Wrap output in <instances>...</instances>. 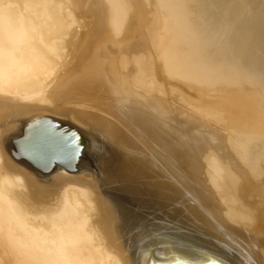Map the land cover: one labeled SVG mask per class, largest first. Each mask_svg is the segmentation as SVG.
I'll use <instances>...</instances> for the list:
<instances>
[{
    "label": "bare ground",
    "instance_id": "bare-ground-1",
    "mask_svg": "<svg viewBox=\"0 0 264 264\" xmlns=\"http://www.w3.org/2000/svg\"><path fill=\"white\" fill-rule=\"evenodd\" d=\"M169 24L188 62L165 47ZM215 83L218 109L258 132L232 142L182 110L191 85ZM35 166L54 167L48 182ZM101 173L172 206L192 228L178 240L206 246L148 249L151 263L264 264V0H0V264H145L124 236L144 218Z\"/></svg>",
    "mask_w": 264,
    "mask_h": 264
},
{
    "label": "rangeland",
    "instance_id": "rangeland-1",
    "mask_svg": "<svg viewBox=\"0 0 264 264\" xmlns=\"http://www.w3.org/2000/svg\"><path fill=\"white\" fill-rule=\"evenodd\" d=\"M169 28H170V30L168 31V37L166 36V41H165V43H166V46L165 47H168V45L170 44V41H174V48H176V50H177V52H178V54L180 55L179 57H180V59H182V60H184V61H186V62H188L189 60H190V54H187L188 55V57H187V55H186V49H184L185 47H186V44L182 41V39H181V34L177 31H172V30H175L174 28H173V25L172 24H169V26H168ZM172 28V29H171ZM170 32V33H169ZM173 32V33H172ZM175 36H174V35ZM171 35H172V37H171ZM175 38H174V37ZM168 38V39H167ZM172 38V39H171ZM181 39V40H180ZM177 41V42H176ZM179 41H182V42H179ZM178 45V46H177ZM177 48H179V49H177ZM187 48V47H186ZM182 51V52H181ZM185 51V52H184ZM184 53H185V55H184ZM183 54V55H182ZM187 59H188V61H187ZM219 84V85H218ZM220 86L219 88H215L216 86ZM223 85H225L224 83L222 84L221 83V85H220V83H215V84H213V86L212 85H209V86H197V85H191L189 88H190V93L189 94H191L192 93V95H188V96H186V97H184V99H183V106H182V110L183 109H186V110H189V111H191V110H193V111H198L197 113H199L200 114V116H202V118H204V117H206V119L204 118V120H206V122L209 124V123H211L210 125H213V127L215 128V129H220V128H218V127H222L221 129H220V131L221 130H225L231 137V141L232 142H236V139H237V136H238V134H239V132H240V134L242 135H244V131H245V134H250V133H255L256 131L258 132V128L256 129V127H254V125H252L253 123H252V121H251V119H246V118H241V117H239V118H236V119H232L231 117H228V115H226L225 114V112H224V110H222V109H218V107H219V105H217L218 103H219V101H221V99H222V97L221 96H219L218 97V95L220 94V92H221V94L220 95H222V90H223V88L225 87H221V86H223ZM195 86H197V87H195ZM198 87H200L199 89H197L196 91H193V90H195L194 88H198ZM208 87V88H207ZM192 88V89H191ZM205 88H207V89H205ZM212 88H214V89H212ZM222 88V89H221ZM208 90H210V91H208ZM213 90H215V91H217V90H219L217 93H215ZM197 91H199V96L195 99L194 97V95H196V93H198ZM213 91V92H212ZM210 93V94H212V95H206V93ZM194 93V94H193ZM206 95V96H205ZM214 95H216V96H214ZM203 96V97H202ZM215 97V99H214V97ZM194 98V99H193ZM200 98H202V100L200 99ZM203 98H206V100H208L207 102H206V100L204 101V103H203ZM218 98H219V100H218ZM198 99V100H197ZM210 99H213V100H210ZM260 99V100H259ZM211 102H210V101ZM216 102H215V101ZM218 101V102H217ZM260 101H261V103H260ZM198 102V103H197ZM200 102H202L203 104H200ZM206 102V103H205ZM213 102V103H212ZM257 103L259 102L260 103V105H262V102H263V100L261 99V98H258V100L256 101ZM186 103V104H185ZM188 103V104H187ZM193 103H195V104H193ZM214 103H216V105L218 106H216ZM212 105H215V107L216 108H214V106H212ZM194 106V107H193ZM185 107V108H184ZM186 107H188V108H186ZM209 107V108H208ZM208 108V109H207ZM216 113H215V112ZM211 112V113H210ZM218 112H220V113H218ZM217 113H218V115H217ZM23 115V113H21V111H19V112H14V113H11L10 115ZM209 114H210V116H209ZM24 115H29V113H26V114H24ZM204 115V116H203ZM215 115V117H213ZM217 115V116H216ZM223 115H224V117H223ZM257 117L259 116V117H261L262 115H256ZM256 116H255V119L257 120V118H256ZM218 117V118H217ZM258 117V118H259ZM212 118V119H211ZM220 118V119H219ZM22 116H11V119H10V121H14V122H16V123H20L21 121H22ZM219 119V120H218ZM222 119V120H221ZM225 121H224V120ZM227 119V120H226ZM230 119V120H229ZM237 119H238V121H237ZM237 122H236V121ZM249 120V122H247V125L248 124H250V123H252L251 125H252V127H251V129H249L250 128V125H248V126H246V123H245V121H248ZM211 121V122H210ZM230 121V122H229ZM242 121H244V124H243V122ZM251 121V122H250ZM221 122V123H220ZM233 122H235V123H233ZM215 123V124H214ZM219 124V126L217 127L216 125H218ZM223 124V125H222ZM225 124V125H224ZM240 124H242V125H240ZM222 125V126H221ZM227 125V126H226ZM233 125V126H232ZM234 125H237V126H234ZM245 125V126H244ZM228 127V128H227ZM246 127V128H245ZM226 128V129H225ZM232 128H234V130L232 129ZM235 128H237V129H235ZM241 128V129H240ZM252 129H256V130H252ZM91 130V132H94L95 130L94 129H90ZM94 130V131H93ZM242 130V131H241ZM249 130V131H248ZM255 131V132H254ZM234 133L233 135L235 136H233L232 135V133ZM236 132V133H235ZM247 132V133H246ZM95 133H98L97 131H95ZM236 134H237V136H236ZM239 134V135H240ZM240 135V136H241ZM93 136V135H92ZM239 137V136H238ZM17 138V135L16 134H12V135H10L9 137H7V144H8V146H9V149L14 153V154H16L15 153V139ZM93 157L92 158H94V160L96 161V162H101V156H100V149H98V148H95V149H93V151L90 153ZM83 159H85V160H87L88 162L90 161V158L88 157H84L83 156ZM82 159V160H83ZM100 161H99V160ZM84 165L83 166H81L80 168H75V169H72L71 171L72 172H78V171H80L82 168H84V169H87L88 168V163L86 162V161H84V163H83ZM52 169H54V167H52L51 169H47L46 171H44V172H39V176L40 177H42L40 180H42L44 183H46V182H48V180H49V174L51 173V170ZM38 172V171H37ZM106 177H105V175L103 174V173H101V176H100V179L102 180V182H104V185H103V183L101 184V190L103 191V192H105V193H107V194H112V195H115L114 197L116 198V200L118 201V202H120V205H122L123 207H126V208H128L129 210H132L133 212H136L137 214H139V215H141V216H143V218H144V223H142L140 226H137L136 228H133V226H131V228H133L131 231H128V232H126L125 233V238H129L128 240H130V242H131V247H130V250L131 251H135V250H137L138 252L140 251V252H146L148 249L150 250L151 249V251L153 252V254L155 255V256H157V258H163V257H165V255H166V253L168 252V249H170V247L172 248V247H175L176 245H177V243H179L180 241L178 240L179 238H180V235H182L183 233H187V234H191V233H188V232H190L191 231V229L192 228H189L187 225H185L186 227L185 228H183V229H181V227L180 228H177V226L179 227V224L181 223L180 221H182L181 220V217H177L175 214H173V207L172 206H170V205H167V204H165V203H162V202H160V201H158V200H155V199H153V198H150V197H142V196H137V195H131V194H128V193H125L123 190H121V188H119L118 186L116 187V186H114V182H107L108 180H106L105 179ZM105 180V181H104ZM105 183H107V184H105ZM111 184H112V186H111ZM110 187H112V188H110ZM119 189V190H118ZM116 190V191H115ZM121 193V194H120ZM124 193V194H123ZM119 195V196H118ZM124 195V196H123ZM128 195H130V196H128ZM120 197V198H119ZM138 197V198H137ZM123 198H125V199H123ZM150 198V199H149ZM128 199H130L131 200V202L132 203H128ZM136 199V200H135ZM147 200V201H146ZM154 200V201H153ZM154 203V204H153ZM156 203V204H155ZM136 204V205H135ZM147 205H149L150 206V208H149V211H146V210H143V207H145V206H147ZM143 206V207H142ZM168 206V207H167ZM170 206V207H169ZM155 207V208H154ZM159 208H161V209H159ZM157 209V210H156ZM156 210V211H155ZM160 210V211H159ZM170 210V211H169ZM172 211V212H171ZM163 212V213H162ZM166 212H167V214H169V215H165L166 214ZM171 214V215H170ZM162 215V216H161ZM173 215V216H172ZM163 216H165V218H166V220H164V217ZM177 217V219H176V217ZM173 217H175V218H173ZM169 218V219H168ZM160 219V220H159ZM164 221V222H163ZM174 223V224H173ZM175 225V226H174ZM130 228V229H131ZM140 229H144V230H147V233H148V235L146 236V237H143V238H141L140 240H138L137 239V235H135V233H137V232H142ZM186 229V230H185ZM140 230V231H139ZM178 230H182L183 232H180V231H178ZM193 231V230H192ZM146 234V233H145ZM175 235H179L178 237L177 236H175ZM203 238H205V242H209V243H211V242H215V243H217L216 241H213V239L211 238V237H203ZM211 238V239H210ZM174 241V242H173ZM191 242V241H190ZM187 243V242H180L183 246H185L190 252H192V250H193V252L192 253H194V252H196L197 253V255H193V256H195V257H198V258H201V256L202 255H200V253L199 252H201V251H206V246H204V244H197V243H195V242H191V243ZM139 243H140V245H139ZM142 244V245H141ZM151 245L150 247H149V245ZM198 245H200V246H198ZM205 247V248H201V247ZM149 247V248H148ZM152 247H154V248H152ZM140 248V249H139ZM157 250H156V249ZM196 251H195V250ZM197 250H199V251H197ZM201 250V251H200ZM199 254V255H198Z\"/></svg>",
    "mask_w": 264,
    "mask_h": 264
},
{
    "label": "water",
    "instance_id": "water-1",
    "mask_svg": "<svg viewBox=\"0 0 264 264\" xmlns=\"http://www.w3.org/2000/svg\"><path fill=\"white\" fill-rule=\"evenodd\" d=\"M35 169L38 172L46 171V169L40 168V167H36V166H35ZM169 256H170L171 262H167L166 263V261L158 260V259L166 258V257H163V258L161 257V258L156 259V261L159 262V263H155V264H196V263H193V262H190V261H187V260L179 258L174 252L173 253H169ZM155 257L157 258V256H155ZM145 264H153V263L150 262V251H146ZM206 264H216V263L214 261H208Z\"/></svg>",
    "mask_w": 264,
    "mask_h": 264
}]
</instances>
